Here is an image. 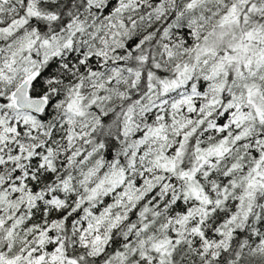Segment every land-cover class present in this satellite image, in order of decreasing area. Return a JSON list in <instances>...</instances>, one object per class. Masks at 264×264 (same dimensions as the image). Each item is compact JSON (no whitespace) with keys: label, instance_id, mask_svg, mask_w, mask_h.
<instances>
[{"label":"snow or ice","instance_id":"snow-or-ice-1","mask_svg":"<svg viewBox=\"0 0 264 264\" xmlns=\"http://www.w3.org/2000/svg\"><path fill=\"white\" fill-rule=\"evenodd\" d=\"M0 264H264V0H0Z\"/></svg>","mask_w":264,"mask_h":264}]
</instances>
